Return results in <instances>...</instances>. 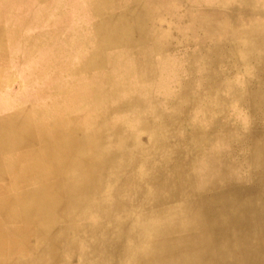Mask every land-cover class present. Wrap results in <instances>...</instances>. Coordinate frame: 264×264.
<instances>
[{"label": "bare ground", "instance_id": "1", "mask_svg": "<svg viewBox=\"0 0 264 264\" xmlns=\"http://www.w3.org/2000/svg\"><path fill=\"white\" fill-rule=\"evenodd\" d=\"M23 1L0 0V60H39L0 111L26 188L0 237L31 238V264H264V0H83L77 26L35 0L63 21L21 31Z\"/></svg>", "mask_w": 264, "mask_h": 264}, {"label": "rangeland", "instance_id": "2", "mask_svg": "<svg viewBox=\"0 0 264 264\" xmlns=\"http://www.w3.org/2000/svg\"><path fill=\"white\" fill-rule=\"evenodd\" d=\"M28 1H29L30 5H29ZM24 2H25V0L22 3H18L17 5H15V7H13V9H11L10 11L4 12V15H5L4 21H6V15L7 16H11V21L13 23H15L16 28L18 30H21V31L30 30L31 28L32 29H35V28L40 29V28H43V27L50 29L51 27H48L47 24H54V23L59 24V23H62L63 15H61V14H56L55 15V11L52 8L53 7V3H51L49 8L46 9V7H45L44 10H41L40 13L39 12L35 13L36 12L35 9H34V7L36 5L35 0H26V2L25 3ZM63 3L65 5L63 10H65V12L67 13V17H68L67 20L72 21L71 23H73V25L77 26L78 24H83V21H86V18H85L86 16H83L82 14H79L80 10L77 9L78 8V3H79V5H81L82 3L84 4L83 0H63ZM69 10H71V11H69ZM34 14H35V17H33ZM37 14L42 16L43 19H45V21L47 22V24H46V22L41 23L40 22L41 20H39V17H38L39 15H37ZM25 17H27V18H25ZM52 17H54V18H52ZM56 19H57V21H56ZM21 20H22L23 24L20 22ZM22 25L24 27H22ZM8 26L9 25H7V24H3V25L0 26V28H1V30H4ZM49 26H51V25H49ZM79 50H81V49H79ZM77 52H79V51H77ZM3 54L5 55L7 53L5 52ZM35 56H38V54L35 55ZM47 57H48V54H44V55L42 54V56L41 55L39 56V58L44 59V61L47 59ZM83 57L85 58L86 54H83ZM6 59H8L7 56H6ZM6 59L5 60H0V81L4 82V83L0 84V88H3V85H5V86L8 87L7 90L16 89L17 91H19L21 93V95H17L15 97L7 96V95H5V96L0 95V111H8V112H10L14 108L22 107L23 105L22 104H18V103L23 102V101H25L27 99L25 97L26 96V92H24V91H25L26 87H24L23 80L26 79V78L27 79L31 78V76L29 74H30L32 69L37 67L38 63H35V62H39V60L38 59H34V62L30 61L31 64L30 63H27V64L20 63L19 64L16 61H13L12 58H11L10 62H8ZM121 63H123V64H121ZM120 64H121V69H122V70L120 69V72H119L120 74L117 71H115L112 74V75H115V76H111L112 78H110V79L119 80V79H122L123 77H126V75H128V74H132V75H130V76H132V81L126 82V85H130L131 84V86L128 87V88H130L128 90H132L134 92V90H136V88L140 87V85H141L140 80L138 78V73H141V71H139L140 67L139 66L136 67L135 65L127 62L126 60L124 62H120ZM114 65H115V67H114ZM108 66L109 67L111 66V67H113L115 69L117 68L116 66L119 67L118 63H111V64L109 63ZM132 68H135V69H132ZM138 68H139V70H138ZM84 77H85V75H83V74H80L79 76H77L76 77L77 83L81 84V83L85 82ZM127 83H129V84H127ZM128 90H125L124 94H126V92H127V94L128 93L129 94L132 93V91L128 92ZM7 93H9V92H7ZM81 127L82 128H90V124H89L88 121H84V124L81 125ZM5 158L6 157L4 155L1 156V154H0V170H1L0 171L1 172L0 176L5 181L6 180L8 181L7 183L9 184V186L15 187V185H16L15 184L16 177H15L14 174L9 172L7 165L10 163V161H8L7 158H6L7 159L6 160ZM2 191H3V188H0V193ZM16 197H17V195H15V194L14 195H10L8 197V201L10 203L15 202V200H17ZM0 199L5 200V198H2V197H0ZM11 205L12 204H9V203H7V204L6 203H1L0 204V212L1 211L3 213H7L8 212L10 214V216H11L12 213H14V215H17V212H16V214L14 212L15 209H14V211H12L13 210L12 207L15 208V207H17V205L16 206H14V205L11 206ZM25 239H27V238H25ZM2 247H6L5 244H3ZM18 250H19V253L21 252L20 253L21 255H26L27 254V252H22V251H24V249L22 247H19ZM40 254L41 253H37V252L34 253V255H40ZM263 254H264V252H263ZM41 256H43V253L41 254Z\"/></svg>", "mask_w": 264, "mask_h": 264}, {"label": "crops", "instance_id": "3", "mask_svg": "<svg viewBox=\"0 0 264 264\" xmlns=\"http://www.w3.org/2000/svg\"><path fill=\"white\" fill-rule=\"evenodd\" d=\"M79 14H82L83 16H86L85 17L86 19H87V16H89L87 12L79 11ZM25 31H28V30H25ZM32 62H34V61H32ZM7 92H9V96H12V97H15L17 95H21V93L19 91H17L16 89H10ZM0 95L5 96V93H1ZM26 95H28V93H26ZM7 182L8 181L6 180L5 183L0 184V188H3V191L0 193V197L7 198L11 194L17 195L16 193H19L22 190H24L26 192V188L25 187H20V186L16 187V185H15V187H11V186H9V184ZM1 203H6V204L9 203L10 204L8 199L7 200L6 199L5 200L0 199V204ZM11 204L12 205L13 204L17 205L16 202H12ZM2 221H6V220H2ZM1 239H2V241H1ZM22 239L23 238L21 237V235H18L17 237H10L8 239H7V237H0V258H1L0 259V264H24L23 263L24 260H26L25 264H31L32 255L35 253V252H33L32 248H31V242H32V241H30L31 238H28V241H27L28 247L23 246L24 242L22 241ZM16 241H17V243H16ZM3 244H5L6 247H2ZM15 244H16V247H15ZM19 245H20V247H22L24 249V251H22V252H27L28 254L21 255L20 254L21 252L19 253V250H18ZM13 254H14V256H13Z\"/></svg>", "mask_w": 264, "mask_h": 264}]
</instances>
